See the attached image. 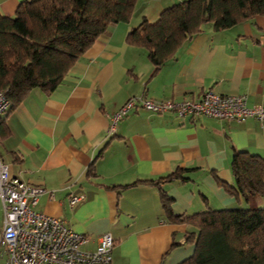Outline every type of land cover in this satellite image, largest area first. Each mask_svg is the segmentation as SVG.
I'll list each match as a JSON object with an SVG mask.
<instances>
[{
  "label": "crops",
  "instance_id": "obj_1",
  "mask_svg": "<svg viewBox=\"0 0 264 264\" xmlns=\"http://www.w3.org/2000/svg\"><path fill=\"white\" fill-rule=\"evenodd\" d=\"M22 1L0 0V10L14 15ZM140 1L130 21L111 25L57 88H34L3 115L0 155L14 176L44 189L36 210L77 232L111 233V264H180L195 245L186 240L188 224L168 219L162 193L178 215L263 207L264 196L246 200L229 188L235 149L264 156V123L136 106L111 131L112 115L131 97L182 101L207 90L246 94L249 105L264 106V15L218 31L206 23L155 70L147 50L127 36L174 0H148L151 14ZM178 169L186 179L159 184ZM71 196L80 199L71 204Z\"/></svg>",
  "mask_w": 264,
  "mask_h": 264
},
{
  "label": "trees",
  "instance_id": "obj_2",
  "mask_svg": "<svg viewBox=\"0 0 264 264\" xmlns=\"http://www.w3.org/2000/svg\"><path fill=\"white\" fill-rule=\"evenodd\" d=\"M136 4L137 0H24L14 15L0 10V90L11 100L10 110L34 88H57L111 25L130 21ZM256 15H264V0H178L154 22L143 17L127 42L145 48L156 70L175 58L206 23L218 31ZM232 170L236 185L230 186L231 192L246 200L264 196V156L235 149ZM179 178L186 179L181 169L158 182ZM162 201L171 222L190 227L186 240L195 251L180 264H264V206L178 215L165 192Z\"/></svg>",
  "mask_w": 264,
  "mask_h": 264
},
{
  "label": "built area",
  "instance_id": "obj_3",
  "mask_svg": "<svg viewBox=\"0 0 264 264\" xmlns=\"http://www.w3.org/2000/svg\"><path fill=\"white\" fill-rule=\"evenodd\" d=\"M11 106V100L0 90V122ZM136 106L158 113L174 111L180 117L207 115L238 121L254 117L264 123V106L249 105L246 94L207 90L200 97L182 101L131 97L112 115L110 130ZM43 190L14 176L10 164L0 155V197L5 212L0 232V264H111L113 235L77 232L59 218L36 210ZM79 199L71 196L70 203ZM95 240L96 246L88 248Z\"/></svg>",
  "mask_w": 264,
  "mask_h": 264
},
{
  "label": "rangeland",
  "instance_id": "obj_4",
  "mask_svg": "<svg viewBox=\"0 0 264 264\" xmlns=\"http://www.w3.org/2000/svg\"><path fill=\"white\" fill-rule=\"evenodd\" d=\"M138 1V0H137ZM140 1V0H139ZM178 0H174V2H176ZM140 6L139 7H143L144 8V11L146 10L147 13H150L153 12L151 11L153 8H152V3L148 2V0H141L140 2ZM152 8V9H151ZM136 11V10H134ZM146 14V13H145ZM143 14H141L142 16ZM159 14L157 13H154V16L151 14L148 18V20H150L151 22H154L156 21L158 18H159ZM133 17V16H132ZM209 23V22H208ZM4 206H3V203H2V200L0 199V232H1V229L3 227V223H4Z\"/></svg>",
  "mask_w": 264,
  "mask_h": 264
}]
</instances>
